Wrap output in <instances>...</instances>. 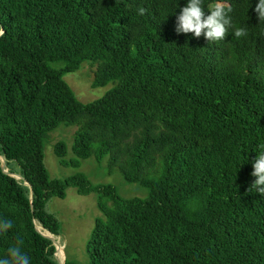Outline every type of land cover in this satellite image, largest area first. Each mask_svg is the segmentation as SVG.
I'll return each instance as SVG.
<instances>
[{
	"label": "trees",
	"instance_id": "trees-1",
	"mask_svg": "<svg viewBox=\"0 0 264 264\" xmlns=\"http://www.w3.org/2000/svg\"><path fill=\"white\" fill-rule=\"evenodd\" d=\"M256 2L230 0L246 36L230 28L209 42L175 31L186 0H0V154L23 177L0 162V218L14 221L0 233V256L20 242L31 264H59L36 225L59 235L46 204L72 186L95 192L101 212L85 264H264V195L249 191L251 160L264 146ZM86 60L96 64L93 87L115 84L81 102L63 75ZM62 122L77 126L76 157L66 160L58 141L60 163L107 155L109 172L119 168L146 197H121L81 172L51 178L43 150Z\"/></svg>",
	"mask_w": 264,
	"mask_h": 264
},
{
	"label": "rangeland",
	"instance_id": "rangeland-1",
	"mask_svg": "<svg viewBox=\"0 0 264 264\" xmlns=\"http://www.w3.org/2000/svg\"><path fill=\"white\" fill-rule=\"evenodd\" d=\"M95 67V63L86 60L82 62L77 70L63 75V79L81 102H89L101 97L115 84L114 81H110L104 86L93 87L91 84ZM76 129V125H68L62 122L49 132L43 150V162L51 178L63 179L76 172H81L94 185H113L121 197H146L147 188L136 182L126 181L119 168L109 172L107 155L100 160H97L94 156L80 158L77 166L60 163V157L53 150L54 145L58 141L64 142L67 149L64 158L66 160L75 158L73 144ZM12 165L14 166L15 164L12 163ZM96 197L97 194L95 192L82 195L77 193L75 187L68 186L63 198L53 196L47 201L46 209L53 213L60 222V232L57 238L60 244L63 245L61 259L65 256V258L74 260L79 264L86 263L85 245L91 235L94 219L101 216V212L97 207Z\"/></svg>",
	"mask_w": 264,
	"mask_h": 264
},
{
	"label": "clouds",
	"instance_id": "clouds-1",
	"mask_svg": "<svg viewBox=\"0 0 264 264\" xmlns=\"http://www.w3.org/2000/svg\"><path fill=\"white\" fill-rule=\"evenodd\" d=\"M176 3L178 4V0ZM254 10L259 20H264V0H257ZM138 11L143 14L146 9L141 7ZM232 11L230 0H215L211 6H206L205 0H186L176 15L175 31L185 34L192 33L196 37L203 34L209 42L223 40L230 28H234L232 32L237 38L246 36L247 28L245 26L235 27L233 25L230 15ZM251 163V175L255 179L249 191L254 188L255 191L264 195V146L256 149V156L251 160ZM13 227V220L0 218V233H6ZM0 264H31V257L22 250L20 242H18L16 245L8 247L7 255L0 256Z\"/></svg>",
	"mask_w": 264,
	"mask_h": 264
},
{
	"label": "water",
	"instance_id": "water-1",
	"mask_svg": "<svg viewBox=\"0 0 264 264\" xmlns=\"http://www.w3.org/2000/svg\"><path fill=\"white\" fill-rule=\"evenodd\" d=\"M3 32V30H0V34ZM0 162H1V168L3 169V171L9 175H12L16 178H19V179H23V177L18 174V173H15V172H10L7 168H6V161H5V157L4 155L0 154ZM24 182L25 184L29 185L30 184L24 179ZM30 198H32V193L30 192ZM36 230L38 232H40L41 234H43L44 236L48 237L51 239L52 243L54 244L55 246V252H54V255L55 257L57 258L59 264H64V261H65V256L63 258V260H60V258L58 257V251H59V247L61 246L58 238L56 235H53L51 233H49L48 231H45V230H42V228L39 226V225H36Z\"/></svg>",
	"mask_w": 264,
	"mask_h": 264
},
{
	"label": "bare ground",
	"instance_id": "bare-ground-1",
	"mask_svg": "<svg viewBox=\"0 0 264 264\" xmlns=\"http://www.w3.org/2000/svg\"><path fill=\"white\" fill-rule=\"evenodd\" d=\"M62 251H63V245L61 244V247H60L59 253H58V257L60 258V260H62L61 259V253H62Z\"/></svg>",
	"mask_w": 264,
	"mask_h": 264
}]
</instances>
